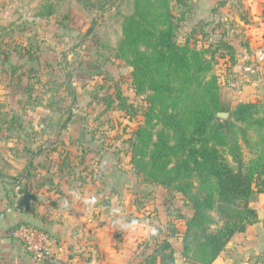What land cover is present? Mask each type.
Returning <instances> with one entry per match:
<instances>
[{
	"label": "rangeland",
	"instance_id": "1",
	"mask_svg": "<svg viewBox=\"0 0 264 264\" xmlns=\"http://www.w3.org/2000/svg\"><path fill=\"white\" fill-rule=\"evenodd\" d=\"M232 1L240 0L218 2ZM46 2H52L55 12L43 18L39 12ZM188 2L195 8L196 0ZM232 5L231 12L242 10ZM133 6L134 0H0V130L21 134L14 143L11 141L18 148L14 157H22L24 162L21 173L35 157L32 150H38L35 161L45 165L38 162L36 174H43L47 167L57 173L46 182L39 177L32 188L36 194L61 193L64 202L68 201V193L61 186L72 194L81 193L78 189L86 180L81 171L89 172L93 167L86 162L92 164L94 160L92 172L96 169L102 175L98 190L101 211L107 219L102 225L103 242L109 237L112 242L108 249L88 250L86 245L76 249L51 234V255L38 264H149L163 239L171 242L177 264H193L182 260L181 238L176 233L184 230L194 210L181 193L137 175L131 164L135 130L145 121L147 95L136 93L133 67L117 52L124 17ZM172 9L176 18L184 14L183 20L177 21L176 40L180 44L189 39L211 51L227 42L223 37L226 21L216 15L222 14L219 7L203 19L206 23L195 22L191 10L186 11L177 0H172ZM225 50L217 51L214 72L221 85L222 107L227 111L237 103L226 95L222 77ZM207 56L211 57L210 52ZM13 67H20L23 89L16 79L10 80ZM27 70L32 77H28ZM88 146L92 150L87 155ZM24 148H29L25 156L19 151ZM51 199L49 203L53 204ZM115 208L128 217L156 222L158 234L144 237L116 229L117 217L112 214Z\"/></svg>",
	"mask_w": 264,
	"mask_h": 264
},
{
	"label": "trees",
	"instance_id": "2",
	"mask_svg": "<svg viewBox=\"0 0 264 264\" xmlns=\"http://www.w3.org/2000/svg\"><path fill=\"white\" fill-rule=\"evenodd\" d=\"M188 1L177 3L190 11ZM54 12L52 2H46L39 15ZM183 18H176L172 0H134L117 55L133 67L136 93L147 95L145 121L135 130L131 149L134 172L187 199L194 211L176 233L182 255L193 264H212L237 232L258 221L252 204L264 193V105L239 102L227 109L226 122L218 120L226 109L215 55L225 48L223 58L229 55L235 63L234 48L224 42L209 51L189 39L180 44L176 29ZM19 68H12L10 80L23 89ZM26 73L32 77L30 70ZM149 264H176L168 239L159 243Z\"/></svg>",
	"mask_w": 264,
	"mask_h": 264
},
{
	"label": "crops",
	"instance_id": "3",
	"mask_svg": "<svg viewBox=\"0 0 264 264\" xmlns=\"http://www.w3.org/2000/svg\"><path fill=\"white\" fill-rule=\"evenodd\" d=\"M196 1L195 8L191 10L195 22L206 20L212 15V9L215 8L217 11L218 7L222 14L216 13V15H221V19L226 21L223 37L233 46L236 59L235 63L229 60L228 54V58H223L225 66L222 77L225 78L227 98L231 99L233 104L254 101L264 105V59L259 58V53H264V0H240L236 3L232 1L242 8L239 13L230 11L234 7L230 2ZM208 14L211 15L206 17ZM205 20L203 21L206 23ZM14 133L6 128L0 130V264L39 263L12 234V229L21 222H28L47 230L50 234L61 238L62 242L71 248L78 249L81 245H86L88 250L111 248L110 237L106 238L105 242H103L104 236L102 237V225L107 219L101 211L99 192L101 189L98 190L102 175L98 174L96 169L94 173L92 172L95 168L94 160L92 164L86 162L93 167L89 172L81 171L86 180L78 191L81 192L80 197L94 196L97 200L95 205L85 204L82 198H77L74 193L65 190V185H62V191H66L70 198L67 201L69 205L67 209L64 208L65 198L61 193L50 196L42 194L46 198H43L41 193L37 194L38 200L32 212H22L15 208L17 197L26 192V187L35 193L32 188L36 186L39 177L44 178L43 181L46 182L47 178L57 177V173L55 174V171L49 167L44 168L43 174L34 172V170L38 171L36 169L38 162L45 167L41 161H35L39 158L38 150H32L31 154L35 157L23 166L25 171L21 173L24 162L21 156V158L14 157L13 153L18 148L12 145L14 138L20 137L21 134L15 136ZM29 148L19 151L25 156ZM91 150V147L86 149L87 155ZM94 156V153L90 155L91 158ZM96 166L98 167V163ZM50 199L53 200V204L49 203ZM252 205L257 211L258 221L249 224L244 232H237L212 264H264V193H261ZM51 211H54L53 215H50ZM181 245L180 256L186 261L182 255L183 244ZM109 254L112 253L109 251ZM177 262L176 258V264Z\"/></svg>",
	"mask_w": 264,
	"mask_h": 264
},
{
	"label": "built area",
	"instance_id": "4",
	"mask_svg": "<svg viewBox=\"0 0 264 264\" xmlns=\"http://www.w3.org/2000/svg\"><path fill=\"white\" fill-rule=\"evenodd\" d=\"M259 58L264 59V53H259ZM16 237L31 254L34 260L43 261L50 257L52 250V235L45 229L28 222H21L12 229Z\"/></svg>",
	"mask_w": 264,
	"mask_h": 264
},
{
	"label": "clouds",
	"instance_id": "5",
	"mask_svg": "<svg viewBox=\"0 0 264 264\" xmlns=\"http://www.w3.org/2000/svg\"><path fill=\"white\" fill-rule=\"evenodd\" d=\"M74 195L77 198H82L83 202L89 206L95 205L97 200L94 196L92 197H80L79 194ZM65 206H67V201H65ZM112 214L117 217L114 220V226L116 229L122 231L123 233H139L144 237L156 236L158 234V224L156 222H150L140 217H128L126 216L120 208H115L112 210Z\"/></svg>",
	"mask_w": 264,
	"mask_h": 264
},
{
	"label": "water",
	"instance_id": "6",
	"mask_svg": "<svg viewBox=\"0 0 264 264\" xmlns=\"http://www.w3.org/2000/svg\"><path fill=\"white\" fill-rule=\"evenodd\" d=\"M228 116H229V112L227 111L218 113V117H220V121L222 123L225 122V119ZM37 200H38L37 194L31 191L24 192L17 197L15 208L18 211H22V212H32L35 209Z\"/></svg>",
	"mask_w": 264,
	"mask_h": 264
}]
</instances>
